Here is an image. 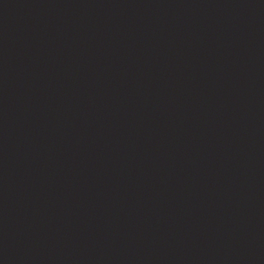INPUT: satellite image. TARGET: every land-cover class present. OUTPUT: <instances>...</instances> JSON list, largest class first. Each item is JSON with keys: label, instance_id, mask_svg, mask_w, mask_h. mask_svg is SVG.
I'll list each match as a JSON object with an SVG mask.
<instances>
[{"label": "water", "instance_id": "obj_1", "mask_svg": "<svg viewBox=\"0 0 264 264\" xmlns=\"http://www.w3.org/2000/svg\"><path fill=\"white\" fill-rule=\"evenodd\" d=\"M0 264H264V0H0Z\"/></svg>", "mask_w": 264, "mask_h": 264}]
</instances>
